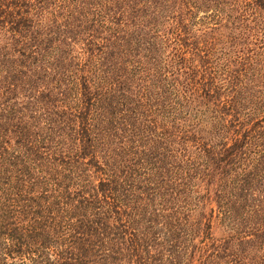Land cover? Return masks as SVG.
Masks as SVG:
<instances>
[{
    "label": "trees",
    "instance_id": "obj_1",
    "mask_svg": "<svg viewBox=\"0 0 264 264\" xmlns=\"http://www.w3.org/2000/svg\"><path fill=\"white\" fill-rule=\"evenodd\" d=\"M0 264H264V0H0Z\"/></svg>",
    "mask_w": 264,
    "mask_h": 264
}]
</instances>
